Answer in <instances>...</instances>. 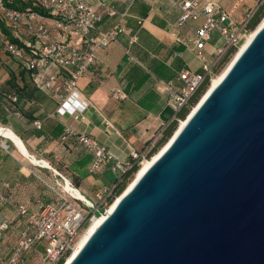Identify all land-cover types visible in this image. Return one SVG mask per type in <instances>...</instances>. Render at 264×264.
Returning <instances> with one entry per match:
<instances>
[{"label":"water","instance_id":"95a60500","mask_svg":"<svg viewBox=\"0 0 264 264\" xmlns=\"http://www.w3.org/2000/svg\"><path fill=\"white\" fill-rule=\"evenodd\" d=\"M67 264H264V22Z\"/></svg>","mask_w":264,"mask_h":264},{"label":"crops","instance_id":"0c3cea01","mask_svg":"<svg viewBox=\"0 0 264 264\" xmlns=\"http://www.w3.org/2000/svg\"><path fill=\"white\" fill-rule=\"evenodd\" d=\"M212 1L228 11L233 20L254 9L258 2ZM87 2L100 14L90 35L117 23L124 31L98 50L95 62L79 78L78 90L88 102L81 114L56 112L60 95L66 94L68 73L58 75L49 88L40 86L35 80L37 71L29 72L24 62L10 56L0 45V128L12 132L27 152L25 156L12 137L0 132V193L7 199V203H0V218L16 217L11 221L15 227L23 222L15 210L16 204L27 202L29 210L36 213L41 203L57 200L54 191L40 179L52 184L59 181L54 170L86 193H91L94 181L101 187H105L103 178L112 183L114 173L109 168L89 173L92 155L73 133L89 134L115 156L126 160L130 148L146 145L161 124V112H165L168 99L164 87L179 84L182 69L200 71L194 45L184 40L185 34L195 33L202 18L178 26L180 9L173 0ZM107 7L116 13L109 15ZM47 23L54 40H72L53 28L51 20ZM133 36L137 40L131 44ZM215 39L218 41L216 31L205 47L207 55L215 47ZM29 42L34 43L30 34ZM115 93L117 97L113 96ZM36 121L40 122L39 127Z\"/></svg>","mask_w":264,"mask_h":264},{"label":"built area","instance_id":"2783aa9c","mask_svg":"<svg viewBox=\"0 0 264 264\" xmlns=\"http://www.w3.org/2000/svg\"><path fill=\"white\" fill-rule=\"evenodd\" d=\"M22 1L29 3L27 8L17 9L8 6L5 0H0V18L10 30L11 38L18 40L14 42L0 36V42L7 53L24 59L29 69L37 71L35 80L40 86L51 87L59 71L66 69L69 73L65 86L66 94L60 95L56 112L60 115L81 114L88 107V102L78 90V80L95 62L98 50L115 41L124 31V27L117 23L104 32L90 35L96 29L100 14L87 0ZM262 1L259 0V3ZM173 2L180 9L178 26L202 18L195 33L185 34L186 38L183 39L185 43L194 45L197 57L203 61L200 71L182 69L178 74L180 83H170L163 89L168 92L167 106L178 112L188 105L192 96L207 79L210 82L216 76L219 72L217 70L224 66V58L232 56L250 34L246 24L251 14H245L237 22L232 19L228 11L212 0H173ZM106 11L109 15L116 13L112 7H107ZM48 20L52 21L53 28L60 34L65 37L69 35L72 40L66 41L67 38L63 41L54 40ZM214 31L218 33V40L222 43L215 48L214 54L207 55L206 43ZM29 34L34 38V43L29 42ZM136 40L137 38L133 36L130 43ZM42 73L48 76L44 77ZM113 96L117 97V94ZM35 124L40 126L39 121ZM165 125L166 123L159 125L153 138L143 150L131 147L126 160L115 156L89 134L73 133L78 142L92 155L89 173L96 174L109 168L114 173L111 185L94 191L93 195L99 199L95 202L85 195V198H79L72 192L66 191L64 184L68 182L73 185V183L56 170L54 171L59 181L55 180L53 184L40 177L54 191L57 200L41 203L36 213L29 210L27 202L15 205L17 214L23 219V225L16 232L7 264H26L25 253L37 243L42 245L40 254L44 264H59L63 258L66 259L73 251L81 231L86 227L85 224H89L94 217L106 212L108 207L106 198L121 181L119 174H126L135 163L141 164L148 158V152L160 138ZM0 203H7V199L1 193ZM9 227V220L0 219V236Z\"/></svg>","mask_w":264,"mask_h":264},{"label":"trees","instance_id":"16d2710c","mask_svg":"<svg viewBox=\"0 0 264 264\" xmlns=\"http://www.w3.org/2000/svg\"><path fill=\"white\" fill-rule=\"evenodd\" d=\"M5 3L8 6H11V7H14L17 9H25L29 5V3H26L22 0H5ZM41 12H42V10H41ZM246 14H251L249 19H248V22L246 24L247 31L251 32L252 30H254L256 28V26L261 22L262 18L264 17V0L261 3H259V0H258L256 7L254 9L248 10L246 12ZM0 36L3 38L6 37L8 39H11L14 42H18L17 39L11 38L10 30L5 26L4 21L1 18H0ZM0 45L3 47V44L1 42H0ZM3 49H4V47H3ZM233 52H234V50L232 51V53ZM10 56H12V55H10ZM12 57L15 58L16 60L20 61V62H24L25 67L29 70V72H33L32 69L28 68L24 59H19V58H16L14 56H12ZM228 58H229L228 56L224 58V60H223L224 64ZM217 71H219V70H217ZM63 72L68 73V71L63 68L59 71L58 75H62ZM68 75H69V73H68ZM68 78H67V80H68ZM208 85H209V79H207L201 85V87L197 90V92L192 96L188 105L182 107L178 112H174V110L171 107L167 106V104H166V107L164 108L165 112L162 113L163 112L162 111L161 116H160L162 119L161 124L166 123V125L162 129L160 138L156 141L155 145L148 152V154H147L148 158L151 157L159 148H161L167 142V140L170 138V136L176 130L178 123H179V120L184 119L187 116V114L190 112L191 108L199 101V99L201 98L202 94L205 92ZM139 166H140V163H135V165L132 167V169L129 170L126 174H123V175L119 174L121 177V181H119L115 185V187L113 188L110 195L107 196V198H106V204L107 205L106 206H109L114 201V199H116L124 191L126 185L128 184V181H130V179L136 173ZM73 185L76 188H78L77 184L73 183ZM91 199H93L95 202H98L97 200H95V198H91ZM22 221H23V219H22ZM9 222L11 223L10 220H9ZM22 225H23V222H22V224H20V226H16V227L19 229L22 227ZM87 225H88V223L85 224V226H87ZM1 237H2V235L0 236V238ZM39 247H41V250H42L41 243H37L30 251L25 253L24 257L26 260V264L28 262L27 257L29 254H32L33 252H38V253L41 252ZM10 252H11V250H10ZM64 261H65V259L63 258L59 262V264H63Z\"/></svg>","mask_w":264,"mask_h":264},{"label":"bare ground","instance_id":"6f19581e","mask_svg":"<svg viewBox=\"0 0 264 264\" xmlns=\"http://www.w3.org/2000/svg\"><path fill=\"white\" fill-rule=\"evenodd\" d=\"M263 22H264V17L262 18L261 22L256 26V28L254 30H252L249 35L246 36L245 40L240 44L238 49L232 55V57L227 62V64L222 68V70L220 72H218L216 74V76H214L212 78V80L210 81V84L208 85L206 91L202 94L201 98L206 96V94L221 80V78L224 76V74H225L226 70L228 69V67L230 66V64L233 62V60L236 58V56L240 53V51L247 45V43L250 41V39L252 38V36L256 32L257 28L261 24H263ZM195 107H196V104L191 108L190 112ZM185 121H186V117L184 119H181L179 121V124H178L176 130H178V128L181 127L185 123ZM0 132L6 136L12 137L15 140V142L18 144L22 153L25 156H27V152H26L25 148L23 147L21 142L12 134V132H10L9 130L4 129V128H0ZM173 134L170 136V138L167 140V142L161 148H159L151 157L143 160V162L140 164L136 173L133 175V177L130 179V181L126 185L125 190H128L133 185V183L136 181V179L149 167V165L153 162V160L157 158V156L162 152V150L170 142V139L172 138ZM32 160L34 162H38L37 159L32 158ZM43 164H47V163L43 162ZM64 189L66 191L72 192L75 196H77L79 198H85L84 194L78 188H76L75 186L71 185L68 182L66 184H64ZM119 197H120V195L116 199H114V201L107 207L106 212L94 217L91 220V222L81 231L73 251L67 256V258L64 261L65 264H67L71 260V258L79 251V249L85 243V241L90 236V234L93 232V230L102 222V220L105 218L106 214L112 210V208L114 207V205H115L116 201L119 199Z\"/></svg>","mask_w":264,"mask_h":264},{"label":"rangeland","instance_id":"374dc122","mask_svg":"<svg viewBox=\"0 0 264 264\" xmlns=\"http://www.w3.org/2000/svg\"><path fill=\"white\" fill-rule=\"evenodd\" d=\"M245 13L246 12H242V15H240V16H235V19L237 20V22L238 21H240L241 20V17H244V15H245ZM210 42V41H209ZM209 42H207V43H209ZM207 43H206V45H207ZM214 44H213V46H215V47H217V46H220L221 45V41L220 40H214V42H213ZM215 47H213V49L211 50V52H210V54H214V50H215ZM235 53V52H234ZM214 56V55H213ZM197 57V56H196ZM232 56H230L227 60H226V62H225V64H224V66L227 64V62L230 60V58H231ZM198 59V58H197ZM199 60V67H201V65L203 64V61H201L200 59H198ZM206 62L208 63L209 61L206 59ZM223 66V67H224ZM198 67V68H199ZM222 67V68H223ZM222 68L219 70V72L222 70ZM192 70V69H191ZM194 71H196L197 69H193ZM209 84H210V82H209ZM207 89V88H206ZM206 91V90H205ZM179 124V123H178ZM153 135L154 134H152L151 136H150V138L148 139V141H147V143H146V145L150 142V140L153 138ZM146 145H144V146H142V144H140L139 145V147H138V149L139 150H143L144 148H145V146ZM103 180V182H104V185L105 186H110L111 185V183H110V180L109 181H107V180H105L104 178L102 179ZM129 182V181H128ZM96 182L94 181L93 183H92V186H91V193L89 192V193H86V192H84V191H82V190H80L82 193H84L86 196H88V197H91V198H95V200H99L97 197H95L93 194H94V191L95 190H98V189H100L101 188V185L102 184H97V186H96ZM102 213H104V212H102ZM19 216V215H18ZM20 217V216H19ZM21 218V217H20ZM1 219V218H0ZM3 219H7V220H10V221H12L13 220V222L16 220V217L14 218V219H9V218H3ZM13 222H11L10 223V227H9V229L7 230V231H5V232H3V234H2V237L0 238V264H7V259H8V256H9V253H10V250H11V246H12V244H13V240H14V237H15V235H16V232H17V230H18V228L17 227H15V225L13 224ZM39 249L41 250V247H39ZM27 264H44L43 263V261H42V258H41V254L40 253H38V252H33L32 254H29L28 255V257H27Z\"/></svg>","mask_w":264,"mask_h":264}]
</instances>
